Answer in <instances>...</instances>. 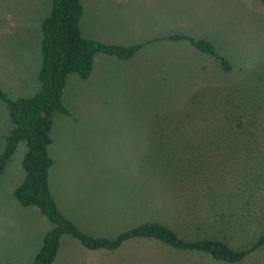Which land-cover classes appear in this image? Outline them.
Segmentation results:
<instances>
[{
    "label": "rangeland",
    "instance_id": "374dc122",
    "mask_svg": "<svg viewBox=\"0 0 264 264\" xmlns=\"http://www.w3.org/2000/svg\"><path fill=\"white\" fill-rule=\"evenodd\" d=\"M81 3L84 34L86 28L106 42L116 38L120 45L142 48L129 61L114 58L117 62L88 81L76 74L68 77L62 100L69 115H55L51 130L49 186L60 212L80 231L112 239L143 221L161 220L159 213L173 217V194L159 188L154 168L183 158L191 145L207 143L201 139L205 134L179 129L187 115L182 109L193 111L202 102L192 99L200 81L210 77L236 84L253 76V84H264L257 79L264 69V4ZM50 12V0H0V88L11 98L38 90L41 22ZM171 36L210 41L233 64L234 74L221 76L217 61ZM5 108L0 101L4 136L9 121ZM3 147L0 137V153ZM25 152V143H20L0 179V264H31L50 229L38 209L22 207L13 197L24 178ZM143 207L149 208L139 211ZM60 244L53 264H209L153 241H130L113 252L87 250L70 236H63Z\"/></svg>",
    "mask_w": 264,
    "mask_h": 264
},
{
    "label": "trees",
    "instance_id": "16d2710c",
    "mask_svg": "<svg viewBox=\"0 0 264 264\" xmlns=\"http://www.w3.org/2000/svg\"><path fill=\"white\" fill-rule=\"evenodd\" d=\"M50 1L51 12L41 22L38 90L18 99L0 90L10 123L0 154V177L18 145L25 143L24 179L13 197L22 207L38 209L50 224L31 264H53L63 236L92 251L113 252L130 241H153L203 263L264 264L260 257L264 255V84H253V76L236 84L208 77L210 81H200L192 98L202 102L193 111L182 109L187 115L182 116L179 129L205 134L201 139L207 143L191 145L183 158L154 168L153 177L161 179L159 188L173 194V217L159 213L164 220L143 221L110 239L83 233L61 214L49 186L53 160L48 148L55 115H69L62 100L67 79L76 74L87 80L99 54L129 61L142 45L123 47L87 40L80 31V0ZM170 39L188 41L217 61L221 76L234 74L233 64L210 41ZM257 79L264 83V69Z\"/></svg>",
    "mask_w": 264,
    "mask_h": 264
},
{
    "label": "crops",
    "instance_id": "0c3cea01",
    "mask_svg": "<svg viewBox=\"0 0 264 264\" xmlns=\"http://www.w3.org/2000/svg\"><path fill=\"white\" fill-rule=\"evenodd\" d=\"M80 3H81V0H80ZM81 5H82V8H83V14H82V17H81V19L82 18H85L86 17V12H85V8H84V5L81 3ZM88 18H89V16H88ZM88 18L86 19V21L83 23V24H85V25H87V23H88ZM82 24H81V21H80V31H81V34H82V36L85 38V39H87V40H91V41H95V42H97V43H100V44H104V45H118V46H123V47H130V46H132V45H129V46H124V45H120L119 44V42H117V40H116V38H114V40H111V41H109V42H106L105 40H103L100 36L97 38V37H95V36H93L92 35V33H89L88 31H87V29L86 28H84L85 29V32H86V34H84L83 33V31H82ZM133 46H135V45H133ZM116 59V58H115ZM114 59V57H111V56H106V55H102V54H99V55H97L96 57H95V60H94V62H93V69H92V72H91V75H90V77L88 78V80H90L92 77H93V75L97 72V71H99L100 69H102L103 67H105V66H111V65H113L114 64V62H117L116 60H118V59H116L115 60ZM40 68H41V64H40ZM40 68H39V71H40ZM39 74V73H38ZM37 77H38V75H37ZM79 78V77H78ZM80 79V78H79ZM81 80V79H80ZM88 80H86V81H88ZM83 81V80H82ZM18 84H21L20 82H18ZM0 90L4 93V94H6L1 88H0ZM6 96L8 97V98H10V99H18V98H23V97H28V96H18V97H16V98H11V97H9L7 94H6ZM30 96V95H29ZM1 101V100H0ZM2 102V101H1ZM3 103V102H2ZM3 105H5L4 103H3ZM5 109H7V106L5 105ZM7 113H8V116H7V121H8V119H9V112H8V109H7ZM9 129H10V123H9V121H8V126H7V133L9 132ZM3 132H4V130H2L1 132H0V137H2L3 139L6 137V135L4 136L3 135ZM3 150H4V147H3ZM3 152V151H2ZM1 152V153H2ZM0 153V154H1ZM10 162H11V160H10ZM9 162V163H10ZM8 163V164H9ZM8 164H7V166H8ZM6 166V167H7ZM5 170H6V168H5ZM4 173H5V171H4ZM4 173L2 174V176L4 175ZM1 176V177H2ZM1 177H0V179H1ZM24 179V178H23ZM23 182V181H22ZM50 191H51V189H50ZM14 193V192H13ZM52 195V194H51ZM53 197V196H52ZM56 202V201H55ZM57 205V204H56ZM60 211V210H59ZM62 214V213H61ZM63 215V214H62ZM64 216V215H63ZM65 217V216H64ZM65 218H67V217H65ZM68 219V218H67ZM70 220V219H69ZM71 221V220H70ZM72 222V221H71ZM46 234V233H45ZM44 238V237H43ZM43 242V241H42ZM60 246H61V244H60ZM58 255V254H57Z\"/></svg>",
    "mask_w": 264,
    "mask_h": 264
}]
</instances>
